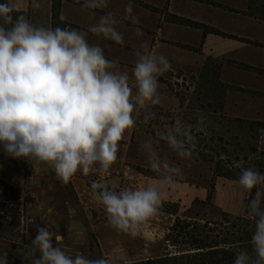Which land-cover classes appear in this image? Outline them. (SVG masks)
<instances>
[{
	"label": "clouds",
	"instance_id": "obj_1",
	"mask_svg": "<svg viewBox=\"0 0 264 264\" xmlns=\"http://www.w3.org/2000/svg\"><path fill=\"white\" fill-rule=\"evenodd\" d=\"M107 0H85L94 9ZM38 9V0H32ZM14 8L0 3V146L13 159L30 166L50 167L67 184L81 171L83 175L107 173L117 159L119 142L134 124L137 105L159 103L158 77L169 71L168 58L153 52L147 41L135 50L131 76L108 60L103 49L90 44L87 32L77 29L36 26L25 15L15 18ZM131 0L118 20L108 12L89 27L98 37L124 44L117 30L122 20L138 23ZM137 37L143 33L135 29ZM133 86L136 94L133 95ZM203 117L198 127L202 126ZM157 141L184 160L194 157L196 136L180 118L159 132ZM148 163L158 182L141 188H119L115 183H93L92 190L107 214L110 226L135 238L161 205V186L173 182L180 169L161 156L153 146ZM98 168L94 167L97 166ZM242 191L254 196L247 204L254 222L249 248H238L232 264H264V173L254 167L242 170L238 180ZM98 190V191H97ZM20 250L22 264H115L110 257L91 259L72 256L58 243L59 237L46 225ZM121 259L123 257L121 256ZM0 264H8L7 253Z\"/></svg>",
	"mask_w": 264,
	"mask_h": 264
},
{
	"label": "crops",
	"instance_id": "obj_2",
	"mask_svg": "<svg viewBox=\"0 0 264 264\" xmlns=\"http://www.w3.org/2000/svg\"><path fill=\"white\" fill-rule=\"evenodd\" d=\"M260 1L262 17L254 14V7L250 12L252 0H131L132 14L138 17V23L122 20L117 25L124 44L98 37L88 29L108 12L120 20L129 0H107V7L94 9L83 7L85 0H60L58 18L64 28L87 32L88 42L99 45L106 59L118 61V68L128 71L130 76L136 60L134 52L143 41L148 42L153 52L168 58L170 70L158 77L159 99L167 104L137 105L132 133L138 134L135 127L152 122L156 115L162 117L161 114L176 111L184 114L189 100L182 102L172 88L194 83L208 65L217 67L215 86L218 84L225 92L221 112L206 116L209 123L216 125L215 130L221 131V123L227 121L264 125V0ZM38 2V9L32 7V0H8L7 4L13 6V11L28 15L34 25L53 28V0ZM173 18L188 23L181 24ZM136 28L142 31V36H136ZM133 91L136 93L135 86ZM142 112L146 117L141 116ZM258 150L264 152V133L259 136ZM88 176L75 174L65 184L50 167L41 164L31 167V180L26 187L20 159L7 164L0 161V180L34 199L31 214L59 237V245L72 256L91 250L92 243L97 247L99 229L105 226L110 232L112 228L93 194ZM109 240L114 247L120 244L118 239Z\"/></svg>",
	"mask_w": 264,
	"mask_h": 264
},
{
	"label": "rangeland",
	"instance_id": "obj_3",
	"mask_svg": "<svg viewBox=\"0 0 264 264\" xmlns=\"http://www.w3.org/2000/svg\"><path fill=\"white\" fill-rule=\"evenodd\" d=\"M53 2L56 11L60 0ZM252 2L254 11L259 5L263 7L260 0H252ZM2 3H6V0ZM12 16L15 18L19 15ZM216 68L214 65H208L195 78L194 83L191 82L189 85L181 83L172 88L182 102L189 100L188 110L184 114L176 111L161 114L162 117L156 115L152 118V122H143L135 127L138 134L132 133L131 128L126 130L124 138L119 142L117 159L110 168L115 174L112 183L118 185V190L155 184L158 182V177L152 172L148 163V150L154 146L161 156H167L169 161L180 169L173 180L175 183L167 187L161 186L160 189L162 203L177 205L178 214L172 213L174 209L172 206L164 208L161 205L158 213L142 226L135 238L117 232L113 228L109 232L104 226L98 232L100 240L98 246L92 243L91 250L84 251V255L91 259L110 257L114 259L115 264H134L165 255L178 256L179 252L186 250L184 247L173 246L175 241L180 242L184 237L179 228L175 230L178 220L191 221L202 226L209 224L212 229H217L212 223H222L227 216L231 219L252 220L247 213V204L251 196L242 191L234 178L240 176L242 170L248 167H254L264 173V152L258 150L259 136L264 133V126L227 121L221 123L223 130L216 131V125L208 122V113L221 112L225 92L218 84L215 86ZM135 94L133 91V95ZM159 102L164 106L167 104V101L161 99ZM142 113L141 116L146 117V113ZM201 117L203 124L198 127ZM176 118H180L188 125L192 134L196 136L195 152L204 156L210 155V162H198L193 158L180 159L163 141L155 145L148 143L157 141L159 132L165 126L173 124ZM133 119H137L135 109ZM211 121L214 122L213 119ZM13 160L0 146L1 163L7 164L8 161ZM216 168L221 172L223 170L230 172L229 176L216 177ZM76 175L83 176L79 170ZM89 175L88 181L92 188L95 176L93 172ZM0 197L2 199L0 256L7 253L8 264H22L20 250L30 243V238H35L36 228L42 227L43 223L31 214L35 203L33 198L29 199L28 194L21 193L8 185L0 186ZM104 213L106 217L107 214L105 211ZM114 235L117 237L114 238ZM110 238L118 239L119 246L114 247Z\"/></svg>",
	"mask_w": 264,
	"mask_h": 264
},
{
	"label": "trees",
	"instance_id": "obj_4",
	"mask_svg": "<svg viewBox=\"0 0 264 264\" xmlns=\"http://www.w3.org/2000/svg\"><path fill=\"white\" fill-rule=\"evenodd\" d=\"M8 0H6L7 3ZM3 0H0L2 3ZM253 9V5L250 6V12ZM253 12V11H252ZM58 8L54 11L53 15V28L61 27L64 25L58 18ZM254 14L257 17H262L263 9L257 7ZM11 15H25V13H19L13 11ZM175 22L185 24L186 20L173 18ZM196 27H202L195 24ZM264 126V125H263ZM257 153V152H256ZM198 162H210L211 156H204L202 153H196L193 157ZM230 172L216 168V177H228ZM239 177L234 180H239ZM0 186H8L5 182L0 180ZM255 189L252 190V196H254ZM0 201H2L0 197ZM162 203V207L172 206V213L178 214V208L175 204ZM216 225L217 229H212L209 224L200 225L199 223H192L187 221L178 220L176 229H180V233L184 234L183 240L180 242L175 241L174 247H184L186 250L179 252L178 256L165 255L164 257L157 259H150L145 262H138L134 264H232L235 257V250L238 248L247 247L251 250L250 240L254 231L253 220H247L244 218L231 219L229 216L224 219L222 223H212Z\"/></svg>",
	"mask_w": 264,
	"mask_h": 264
},
{
	"label": "built area",
	"instance_id": "obj_5",
	"mask_svg": "<svg viewBox=\"0 0 264 264\" xmlns=\"http://www.w3.org/2000/svg\"><path fill=\"white\" fill-rule=\"evenodd\" d=\"M20 161H21L23 168H24V171L26 173V187H29L30 180H31L30 170H31L32 166H30L29 163L24 159H20ZM94 167L98 168L97 166H94ZM93 175L95 176L94 183L105 182V183H108L111 185V184H113L112 181H113L115 174H114V172H112L109 169V171L107 173H101L99 171H94Z\"/></svg>",
	"mask_w": 264,
	"mask_h": 264
}]
</instances>
